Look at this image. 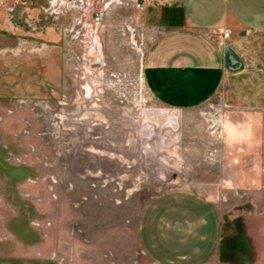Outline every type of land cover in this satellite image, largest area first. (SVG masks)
Returning <instances> with one entry per match:
<instances>
[{
    "label": "rangeland",
    "instance_id": "374dc122",
    "mask_svg": "<svg viewBox=\"0 0 264 264\" xmlns=\"http://www.w3.org/2000/svg\"><path fill=\"white\" fill-rule=\"evenodd\" d=\"M135 3L0 0V264H264V110L157 100Z\"/></svg>",
    "mask_w": 264,
    "mask_h": 264
},
{
    "label": "crops",
    "instance_id": "0c3cea01",
    "mask_svg": "<svg viewBox=\"0 0 264 264\" xmlns=\"http://www.w3.org/2000/svg\"><path fill=\"white\" fill-rule=\"evenodd\" d=\"M140 1L154 29L142 76L157 100L191 108L222 90L248 109L264 110V0ZM226 46L240 67L227 68Z\"/></svg>",
    "mask_w": 264,
    "mask_h": 264
},
{
    "label": "water",
    "instance_id": "95a60500",
    "mask_svg": "<svg viewBox=\"0 0 264 264\" xmlns=\"http://www.w3.org/2000/svg\"><path fill=\"white\" fill-rule=\"evenodd\" d=\"M226 62L227 68L232 69L241 66V60L239 57L231 50L229 46H226Z\"/></svg>",
    "mask_w": 264,
    "mask_h": 264
},
{
    "label": "built area",
    "instance_id": "2783aa9c",
    "mask_svg": "<svg viewBox=\"0 0 264 264\" xmlns=\"http://www.w3.org/2000/svg\"><path fill=\"white\" fill-rule=\"evenodd\" d=\"M135 5H136V7H137L138 9H141V10H142V9L144 8L143 2L140 1V0H136ZM100 17H101V16H100L98 13H96L95 16H94V20L97 22V21L100 20ZM223 35H224V36H227V35H228V31H227V30H224Z\"/></svg>",
    "mask_w": 264,
    "mask_h": 264
}]
</instances>
